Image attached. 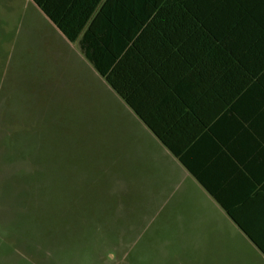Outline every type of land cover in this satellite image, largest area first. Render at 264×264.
<instances>
[{"label":"rangeland","instance_id":"obj_1","mask_svg":"<svg viewBox=\"0 0 264 264\" xmlns=\"http://www.w3.org/2000/svg\"><path fill=\"white\" fill-rule=\"evenodd\" d=\"M183 170L32 1L0 0V264H264L191 242L211 212Z\"/></svg>","mask_w":264,"mask_h":264},{"label":"trees","instance_id":"obj_2","mask_svg":"<svg viewBox=\"0 0 264 264\" xmlns=\"http://www.w3.org/2000/svg\"><path fill=\"white\" fill-rule=\"evenodd\" d=\"M33 1L69 41L84 33L83 54L150 127L121 84V70L134 64L190 74L227 108L250 107L254 91L264 105V0Z\"/></svg>","mask_w":264,"mask_h":264},{"label":"crops","instance_id":"obj_3","mask_svg":"<svg viewBox=\"0 0 264 264\" xmlns=\"http://www.w3.org/2000/svg\"><path fill=\"white\" fill-rule=\"evenodd\" d=\"M29 1L41 11L33 0ZM41 13L65 42L74 47L77 45L79 56H83L106 82L82 52L80 42L84 33L77 41L71 42ZM104 33L101 32V36ZM150 64H153L152 61L146 66L134 64L122 69L121 84L155 131L161 132L176 147L177 155L106 84L184 169L192 188L202 193L203 206H207L211 213L208 217L202 215L199 225H190V232L193 233L191 242L194 243L198 236L203 254L215 250L218 254L238 257L239 253H244L252 259L264 261L262 93L250 92L254 97L250 107L242 106L239 100L237 106L227 108L219 103L215 95L199 89L201 80L190 74L175 76L168 65L166 69L162 67L164 65L160 66L163 74L157 75ZM162 64L167 63L163 61ZM194 244H191L192 253ZM193 262L188 258L187 264Z\"/></svg>","mask_w":264,"mask_h":264}]
</instances>
